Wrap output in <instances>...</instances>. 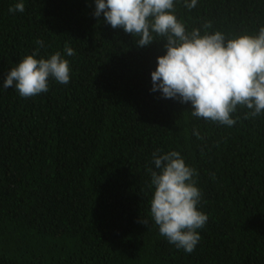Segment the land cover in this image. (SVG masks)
<instances>
[{
  "label": "trees",
  "instance_id": "16d2710c",
  "mask_svg": "<svg viewBox=\"0 0 264 264\" xmlns=\"http://www.w3.org/2000/svg\"><path fill=\"white\" fill-rule=\"evenodd\" d=\"M17 2L0 0V264H264V112L238 105L227 126L153 93L166 38L137 47L140 36L94 17L95 0H23V13L9 12ZM172 14L201 36L264 28V0L191 10L174 0ZM57 52L68 84L50 76L28 98L3 88L25 57ZM172 151L194 169L208 217L191 254L150 213L153 154Z\"/></svg>",
  "mask_w": 264,
  "mask_h": 264
},
{
  "label": "clouds",
  "instance_id": "9594fccd",
  "mask_svg": "<svg viewBox=\"0 0 264 264\" xmlns=\"http://www.w3.org/2000/svg\"><path fill=\"white\" fill-rule=\"evenodd\" d=\"M196 4L197 0H185L189 10ZM173 7L174 0H95L93 15L97 19L103 16L113 29L140 36L135 41L139 48L154 43L151 33L166 38V54L157 58L158 66L151 74V91L161 93L163 99L190 103L193 117L232 126L238 105L251 110L253 117L264 112V28L258 35L230 40L218 31L201 36L199 29L186 32L172 14ZM24 11L23 0L9 9L13 14ZM36 43L43 46L42 41ZM65 51L68 56L74 54L67 44ZM50 76L68 84L69 62L59 52L49 59L28 55L11 69L3 88H15L24 98L33 97L48 91ZM153 160L160 171L148 169L155 187L150 202L152 219L162 236L191 254L200 240L197 229L208 220L197 210L201 193L193 180L194 169L186 166L176 151L159 156L154 153Z\"/></svg>",
  "mask_w": 264,
  "mask_h": 264
}]
</instances>
